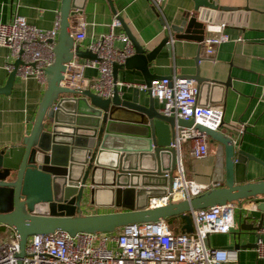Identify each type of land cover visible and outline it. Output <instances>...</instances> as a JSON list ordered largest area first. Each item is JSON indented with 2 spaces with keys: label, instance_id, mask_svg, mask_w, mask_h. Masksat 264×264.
Returning a JSON list of instances; mask_svg holds the SVG:
<instances>
[{
  "label": "water",
  "instance_id": "water-1",
  "mask_svg": "<svg viewBox=\"0 0 264 264\" xmlns=\"http://www.w3.org/2000/svg\"><path fill=\"white\" fill-rule=\"evenodd\" d=\"M193 8L181 18L178 26H170L161 42L148 51L125 30L133 54L122 64H114L113 81L118 71L137 69L144 85L166 77L150 72L162 49L170 53L171 39L200 43L207 23H225L218 20L222 14L237 11L219 6L217 0H191ZM247 11V8L243 9ZM222 13V14H221ZM81 11L75 0H61L60 28L54 48V61L45 70L46 87L38 103L30 132L20 144L0 149V226L12 229L20 251L17 264H21L27 238L35 234L63 230L70 235L78 232H113L133 222L166 220L181 216L185 220L183 231L193 228L189 213L192 210L239 203L243 199L264 197V180L244 182L247 155L234 148L233 140L221 130H212L193 119H175L164 115L155 106L149 90L148 104H141L139 90L133 88L128 99L114 86L110 97H103L90 89H69L60 86L66 73L65 65L73 59L98 61L88 49H81L71 35V22ZM219 14V15H218ZM199 65L201 59L195 60ZM20 60L13 63V71L0 94L10 93ZM196 68L193 80L197 90H213L218 85L229 87V82L216 84L200 77ZM194 126L214 144L215 161L211 183L206 189L189 199L168 201L149 207V196L166 192L170 178L165 172L176 166V152L170 147L176 125ZM118 211L80 214L85 199H95ZM264 211V201H262ZM261 227L240 226L234 232V249L255 247L242 243V237L253 234ZM208 245V236L206 238Z\"/></svg>",
  "mask_w": 264,
  "mask_h": 264
},
{
  "label": "crops",
  "instance_id": "crops-1",
  "mask_svg": "<svg viewBox=\"0 0 264 264\" xmlns=\"http://www.w3.org/2000/svg\"><path fill=\"white\" fill-rule=\"evenodd\" d=\"M219 6L235 8L237 11L222 14L218 20L226 22L225 33L230 41L217 47L214 60L204 57L199 43L187 40L171 42L170 53L162 49L156 57L150 72L157 76L169 77L173 73L188 78L194 76L199 67L200 77L216 84L229 82V87L218 85L213 90H198V103L214 105L223 109L220 130L228 135L234 148L243 151L247 157L244 182L264 180V0H217ZM61 0H0V24L11 22L22 16L26 22L41 31L53 29L60 16ZM81 14L71 22V35L78 34L84 24V38L76 44L87 49L99 36L109 33L110 25L117 14L133 38L146 50L154 49L167 34L163 26H178L182 17L192 11L191 0H166L161 4V14L156 12L148 0H75ZM247 8V11L243 9ZM219 15V14H218ZM114 33H125L123 27ZM205 35V33H204ZM240 38V41L238 39ZM116 41L115 47L123 48ZM199 57L201 62L196 64ZM85 60H78L83 63ZM12 62L10 51L0 47V88L9 77L5 66ZM96 68L86 67L82 76L85 80L98 78ZM118 82L132 85L144 84L137 69L118 71ZM46 84L34 79L15 78L9 94H0V149H9L21 143L30 132L38 103ZM197 88V85H196ZM123 96L130 99L133 87H118ZM141 104H148L146 91L139 92ZM155 100V106L160 103ZM244 126L243 130L240 127ZM215 161L214 144L209 143L205 158H194L190 144L182 150V162L187 178L198 183H211V173ZM152 196H149V198ZM264 197L247 198L234 202L235 224L229 233H211L208 246L216 249L234 247V232L242 225L264 227ZM96 198L93 204L85 199L80 214L108 213L118 211ZM9 230V228L7 227ZM242 243H254L253 234L242 237ZM238 264H264L257 258L254 247L239 248Z\"/></svg>",
  "mask_w": 264,
  "mask_h": 264
},
{
  "label": "built area",
  "instance_id": "built-area-1",
  "mask_svg": "<svg viewBox=\"0 0 264 264\" xmlns=\"http://www.w3.org/2000/svg\"><path fill=\"white\" fill-rule=\"evenodd\" d=\"M154 10L161 14V4L166 0H148ZM225 23H207L203 40L199 43L203 55L214 60L219 45L230 41L225 33ZM84 24L78 34H72L75 44L84 38ZM121 27L116 14L107 34L99 36L88 46L98 61L77 59L68 62L64 79L60 86L69 89H90L103 97H110L114 86L137 88L151 92L160 103V112L177 119H193L212 130H220L223 122V109L214 105L198 103L196 83L173 73L169 77L146 85H132L113 81V65L122 64L133 54L131 43L124 33L116 34L114 29ZM60 28L59 19L53 29L41 31L29 25L22 16L11 22L0 24V47L9 49L12 62L5 66L9 74L13 63L20 60L16 74L21 80L34 79L46 84L45 70L54 61V48ZM164 31L170 27L165 24ZM123 43V48L115 47V42ZM240 41V38L238 39ZM170 42H173L171 39ZM96 68L98 78L83 79L84 68ZM244 126L240 127L242 131ZM190 144L194 158H205L209 152V138L191 127L178 124L175 136L170 142L176 152V166L163 195L148 198L149 207H157L170 201L189 199L200 192L215 186L214 183H198L186 177L182 162V150ZM193 231H175L166 220L133 222L113 232H78L70 235L63 230L52 233L35 234L27 238L25 254L21 264H238V249H216L206 245L211 233H229L234 227V202L192 210L189 213ZM254 251L257 258L264 260V227L256 230ZM20 251L16 235L0 241V264H17Z\"/></svg>",
  "mask_w": 264,
  "mask_h": 264
},
{
  "label": "rangeland",
  "instance_id": "rangeland-1",
  "mask_svg": "<svg viewBox=\"0 0 264 264\" xmlns=\"http://www.w3.org/2000/svg\"><path fill=\"white\" fill-rule=\"evenodd\" d=\"M184 162H183V166H184ZM182 219L179 217V216H172V217H169L167 222L169 223V225L172 227V228H175L174 230L175 231H180V223H181ZM176 226V227H174ZM190 227H187L186 230H184L186 233H191L193 231V228L191 230H189ZM13 231L12 229L9 228V230L7 229V231H3V230H0V241L1 240H7L8 238L12 237L13 236Z\"/></svg>",
  "mask_w": 264,
  "mask_h": 264
},
{
  "label": "trees",
  "instance_id": "trees-1",
  "mask_svg": "<svg viewBox=\"0 0 264 264\" xmlns=\"http://www.w3.org/2000/svg\"><path fill=\"white\" fill-rule=\"evenodd\" d=\"M179 217L182 219L181 223H180V231H183V225L185 224V220L179 215ZM168 220V218L166 219V221ZM176 227V226H174ZM175 229V228H174ZM0 230H3V231H7V226H0Z\"/></svg>",
  "mask_w": 264,
  "mask_h": 264
}]
</instances>
